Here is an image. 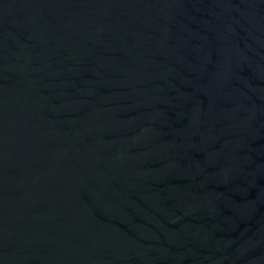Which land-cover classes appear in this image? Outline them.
<instances>
[{
    "label": "water",
    "instance_id": "water-1",
    "mask_svg": "<svg viewBox=\"0 0 264 264\" xmlns=\"http://www.w3.org/2000/svg\"><path fill=\"white\" fill-rule=\"evenodd\" d=\"M0 264H264V0H0Z\"/></svg>",
    "mask_w": 264,
    "mask_h": 264
}]
</instances>
